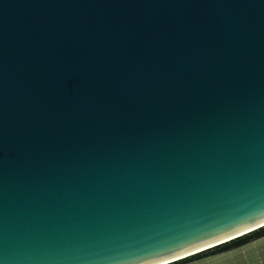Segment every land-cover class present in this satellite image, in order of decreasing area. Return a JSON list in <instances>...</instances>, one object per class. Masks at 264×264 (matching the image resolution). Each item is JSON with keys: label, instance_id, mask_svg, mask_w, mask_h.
Listing matches in <instances>:
<instances>
[{"label": "water", "instance_id": "obj_1", "mask_svg": "<svg viewBox=\"0 0 264 264\" xmlns=\"http://www.w3.org/2000/svg\"><path fill=\"white\" fill-rule=\"evenodd\" d=\"M262 226L264 0H0V264H168Z\"/></svg>", "mask_w": 264, "mask_h": 264}, {"label": "rangeland", "instance_id": "obj_2", "mask_svg": "<svg viewBox=\"0 0 264 264\" xmlns=\"http://www.w3.org/2000/svg\"><path fill=\"white\" fill-rule=\"evenodd\" d=\"M184 264H264V237L240 248Z\"/></svg>", "mask_w": 264, "mask_h": 264}, {"label": "trees", "instance_id": "obj_3", "mask_svg": "<svg viewBox=\"0 0 264 264\" xmlns=\"http://www.w3.org/2000/svg\"><path fill=\"white\" fill-rule=\"evenodd\" d=\"M263 237H264V226L257 228L251 232H248L244 235H241L237 238L229 240L227 242L221 243V244L216 245L214 247L203 250L199 253L188 256L189 259L187 261L180 259V261H176L175 264H182V263L184 264V263H188L191 261L200 260V259H203V258L208 257V256L225 253V252L231 251L233 249L240 248L246 244L254 242V241H256L260 238H263ZM168 264H172V262L168 263Z\"/></svg>", "mask_w": 264, "mask_h": 264}, {"label": "bare ground", "instance_id": "obj_4", "mask_svg": "<svg viewBox=\"0 0 264 264\" xmlns=\"http://www.w3.org/2000/svg\"><path fill=\"white\" fill-rule=\"evenodd\" d=\"M240 236H241V235H240ZM203 250H206V248H204V249H202V250H199L197 253H199V252H201V251H203ZM194 254H196V253H194ZM192 255H193V254H192ZM189 256H191V255H189ZM184 257H188V256H184ZM184 257H181L180 259H183ZM178 259H179V258H178ZM178 259H175V260H178ZM180 259H179V260H180ZM175 260H174V261H175Z\"/></svg>", "mask_w": 264, "mask_h": 264}, {"label": "snow or ice", "instance_id": "obj_5", "mask_svg": "<svg viewBox=\"0 0 264 264\" xmlns=\"http://www.w3.org/2000/svg\"><path fill=\"white\" fill-rule=\"evenodd\" d=\"M188 259H189V257H184L183 258L184 261H187ZM176 261H180V260H175V261L172 262V264H175Z\"/></svg>", "mask_w": 264, "mask_h": 264}]
</instances>
